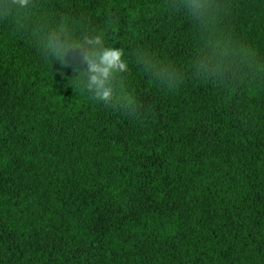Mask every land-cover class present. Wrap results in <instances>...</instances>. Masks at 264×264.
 Wrapping results in <instances>:
<instances>
[{"label":"trees","instance_id":"obj_1","mask_svg":"<svg viewBox=\"0 0 264 264\" xmlns=\"http://www.w3.org/2000/svg\"><path fill=\"white\" fill-rule=\"evenodd\" d=\"M192 2L0 0V264H264V0ZM65 30L124 50L114 101Z\"/></svg>","mask_w":264,"mask_h":264},{"label":"clouds","instance_id":"obj_2","mask_svg":"<svg viewBox=\"0 0 264 264\" xmlns=\"http://www.w3.org/2000/svg\"><path fill=\"white\" fill-rule=\"evenodd\" d=\"M28 4L29 0H11V5L20 8H26ZM188 7L196 14L203 5L198 0H193ZM48 50L52 59L65 66H68L66 57L70 51H82V62L86 67L74 69L78 80L76 86L83 88L94 100L103 101L105 104L115 100L117 77L128 69L122 48L107 46L99 33L86 36L77 42L65 30L51 34Z\"/></svg>","mask_w":264,"mask_h":264}]
</instances>
